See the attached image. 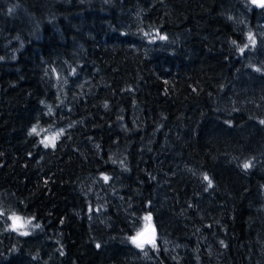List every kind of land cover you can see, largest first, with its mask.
Returning <instances> with one entry per match:
<instances>
[{"label": "trees", "instance_id": "trees-1", "mask_svg": "<svg viewBox=\"0 0 264 264\" xmlns=\"http://www.w3.org/2000/svg\"><path fill=\"white\" fill-rule=\"evenodd\" d=\"M225 2L0 0V194L54 236L56 264H128L118 251L103 256L96 248L80 184L117 173L120 203L132 212L152 210L157 149L179 125L187 129L183 150L200 175L172 187L176 199L187 201L176 221L183 250L171 255L156 247L151 259L264 264L255 242L264 229V141L240 143L233 130L245 119L223 112L217 96L240 68L242 36L224 18ZM155 33L170 41L144 46ZM59 73L70 82L82 77L89 89L67 88L75 98L61 122L72 127L54 147H43L31 130L53 124L46 109L60 96ZM245 146L247 157L239 152ZM119 151L121 169L114 163ZM237 155L243 159L230 165L226 158ZM205 191L214 205L199 220L188 205ZM108 204L110 220L127 232ZM10 241L0 229V261L11 253Z\"/></svg>", "mask_w": 264, "mask_h": 264}, {"label": "rangeland", "instance_id": "rangeland-1", "mask_svg": "<svg viewBox=\"0 0 264 264\" xmlns=\"http://www.w3.org/2000/svg\"><path fill=\"white\" fill-rule=\"evenodd\" d=\"M223 15L226 20L240 29L241 45L236 48L240 68L236 69L230 81L219 89L217 96L223 112L241 114L245 119L233 131L239 136L240 143L250 145V139H263L264 141L262 136L264 135V123H261V121H264V7L253 4L252 0H226ZM249 34L252 35L255 43L249 40ZM161 36L164 35L155 33L145 37L144 46L149 43V46L146 47L150 48L156 39L165 43V39H160ZM166 38L169 40V36ZM66 75L67 77L70 76L67 73ZM62 77L61 73L57 75V89L61 90L60 96L46 109L47 114L51 115L50 121L53 124L45 122L32 127H35L37 132L33 133L31 131V134L43 147L46 146L42 141L56 136V142L64 130L72 127L69 122H61V117L69 110L70 104L75 98L74 94L68 91L67 88L80 85L89 89V85L87 86V82L82 77L76 79L72 76V82ZM88 91L86 90V93ZM186 135L187 129L184 125L176 126L167 132L157 149L154 162L155 170L153 177H151L154 183L153 196L150 200V202L152 201V210L148 207L145 210L144 207H139L138 210L132 212L131 205L126 204L123 206L120 203L119 197L115 193L116 190H120L117 173L98 174L83 179L79 192L83 196L85 213L94 232L96 248H99L103 256L116 250L125 256V261L128 264H155L151 258L156 247H160L171 255L176 253L178 249L183 250L184 247L177 241L179 232L176 221H180L178 215L183 213V208H187V201L179 195H176L179 197L176 199L172 195L174 193L172 187L179 180H195L200 175V167L198 168L192 157L183 150L184 142L187 139ZM47 147H52V145L49 144ZM245 148L246 146L241 147L239 152L247 157ZM261 148L264 152V146H259V149ZM116 155L115 166L121 169V151L116 152ZM242 155H237L232 159L226 158V160L230 165L236 166L238 161L243 159ZM105 176L108 177L107 180L104 179ZM194 201V206L190 204L188 206L196 211L195 214L199 220H205L202 213H206L214 205L212 197L208 194V191H205L202 197L198 196ZM108 203L110 205L114 204L112 210L122 219L121 221L124 223L125 229L127 228V232L122 231L121 227L108 217ZM261 205L264 206V203L262 202ZM203 207V210L200 209ZM13 215L20 217L21 223L31 221V224L14 229L12 227L13 220L11 219ZM146 217L151 219L147 220ZM36 225H39V223L32 216H20L15 211L12 199L0 194V229L10 233V244H12L11 253L6 252L0 264L60 263L61 258H58L59 253L54 236L42 230L40 225L39 227H36ZM147 226L155 228L154 242L149 245L142 244V247H138L137 243L132 242V238L139 237V234ZM25 232L27 235L23 234ZM255 242L260 261L263 263L264 229L258 233ZM208 251L212 253L213 249L210 248Z\"/></svg>", "mask_w": 264, "mask_h": 264}, {"label": "snow or ice", "instance_id": "snow-or-ice-1", "mask_svg": "<svg viewBox=\"0 0 264 264\" xmlns=\"http://www.w3.org/2000/svg\"><path fill=\"white\" fill-rule=\"evenodd\" d=\"M252 3H253V4H258L260 7H264V0H252ZM160 39H166V37L161 36ZM249 40H250L252 43H255V40H254V38L252 37L251 34H249ZM241 51H243V50H241ZM261 123H264V121H261ZM31 131H32L33 133H36V132H37V129L34 127V128H32ZM56 138H57L56 136L49 137V138L46 139V141H42V143H45V146H46V147H47L49 144H51V145L54 147V146H55V140H56ZM248 167H250V164H249V163L244 164V168H248ZM104 179L107 180L108 177L105 176ZM205 179L208 180L209 185H211V180H209L207 176H205ZM11 219L13 220V225H12V227H13L14 229L19 228V227H25L26 224H31V221H26V222H24V223H21V222H20L21 218L15 216V215H13V216L11 217ZM146 219H147V220H150L151 218H150V217H146ZM36 227H39V225H36ZM23 234H24V235H27L26 232L23 233ZM139 235H143V234H139ZM138 238H139V237H133V238H132V242H133V243H137V246H138V247H142V243H138ZM98 246H99V245H98Z\"/></svg>", "mask_w": 264, "mask_h": 264}, {"label": "water", "instance_id": "water-1", "mask_svg": "<svg viewBox=\"0 0 264 264\" xmlns=\"http://www.w3.org/2000/svg\"><path fill=\"white\" fill-rule=\"evenodd\" d=\"M141 234L143 235H139L138 243H142L143 245H149L154 242L155 230L152 227L147 226Z\"/></svg>", "mask_w": 264, "mask_h": 264}, {"label": "bare ground", "instance_id": "bare-ground-1", "mask_svg": "<svg viewBox=\"0 0 264 264\" xmlns=\"http://www.w3.org/2000/svg\"><path fill=\"white\" fill-rule=\"evenodd\" d=\"M250 8V7H249ZM155 229V228H154ZM147 247V246H146Z\"/></svg>", "mask_w": 264, "mask_h": 264}]
</instances>
